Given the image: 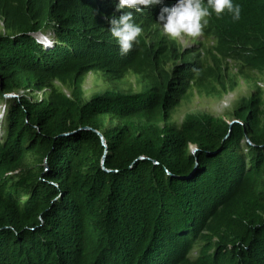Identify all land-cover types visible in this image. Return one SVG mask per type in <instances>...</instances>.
Segmentation results:
<instances>
[{"label": "trees", "instance_id": "1", "mask_svg": "<svg viewBox=\"0 0 264 264\" xmlns=\"http://www.w3.org/2000/svg\"><path fill=\"white\" fill-rule=\"evenodd\" d=\"M118 2L0 0V264H264L260 91L234 102L231 122L208 111L175 121L191 80L224 86L227 72L204 71L199 52L163 35L160 9L177 0L134 12L142 32L121 56L109 31L127 11ZM232 2L240 19L209 9L204 34L238 71L263 68L264 0ZM89 70L112 86L135 74L141 89L86 96Z\"/></svg>", "mask_w": 264, "mask_h": 264}, {"label": "clouds", "instance_id": "2", "mask_svg": "<svg viewBox=\"0 0 264 264\" xmlns=\"http://www.w3.org/2000/svg\"><path fill=\"white\" fill-rule=\"evenodd\" d=\"M160 4H163V0H119V2L116 4L117 10L127 9V11L122 12V14L118 17L113 16L110 20L111 27L109 31L111 35L116 39L119 45V54L121 56H125L130 51H132L134 44L138 43L137 37H139L142 32L141 26L134 22V12L142 13L145 9H149L150 7H155ZM209 9L214 11L218 17H220L221 14H224L225 9H227L226 14L231 16L233 21H238L240 19L242 10L241 5H234L232 0H207L206 5L202 3V0H177V2L172 7H162L160 9L158 15V27L161 29L163 35L173 41L177 51L182 52L188 49L193 54H197V52H199V58L202 61L204 71H213L214 73H216L219 70L221 75L227 72V77L225 78V85H220L223 90H226L228 88L233 87L236 82V77H234V74L228 72L227 59H232L234 61L235 59L230 56H227L225 58L221 57L217 53L216 49L212 47L216 43V39L212 36H206L204 34L203 30L208 23L206 17L210 16L211 14ZM182 34L190 37H198L203 34L205 37H210L211 39L209 40V42L206 43V45H202V49L204 50V52H201L194 45L182 47L179 41L177 40V38L181 37ZM39 35H41V37L37 38L42 44H52V39L48 37V33H42ZM199 41L202 43L200 39ZM208 45L210 49L207 51L206 47ZM213 53L216 54V57H214ZM174 61H176V58L170 60L167 64L166 67L169 70L171 64ZM235 63L238 65L236 61ZM209 65H211V67L208 69L207 67ZM243 69V72L237 71L238 74L241 75L244 79L250 80L252 85L248 88V94L238 96L236 101L240 100V98L249 96L250 93L253 91L259 90L264 102V88L259 84L258 80V74H264V67L258 68L249 66L247 68L244 67ZM193 70L196 71V69ZM130 75H133V79H135V74H127V76ZM230 77L232 78L231 83H229ZM194 82L191 80L190 86L187 88L186 93L179 99V102L174 107V109L180 104L181 100L187 96ZM196 84L206 89L204 94L207 96L221 97L224 95V91H220V89L217 88V85H219V79L216 76L207 77V79L204 80V83ZM198 111L211 112L206 109H191L188 112ZM233 120H235V116L229 121L231 122Z\"/></svg>", "mask_w": 264, "mask_h": 264}, {"label": "rangeland", "instance_id": "3", "mask_svg": "<svg viewBox=\"0 0 264 264\" xmlns=\"http://www.w3.org/2000/svg\"><path fill=\"white\" fill-rule=\"evenodd\" d=\"M3 31V25H2V19L0 18V32ZM42 33H49L48 37L51 39L52 36H54L52 31L47 32H39L36 34L38 38L41 37ZM199 39L202 41V43L199 41ZM211 38L205 37L203 34H201L198 37H190L187 35H181V37L177 38L180 45L182 47L186 46H196L201 52H204L202 49V45H206L207 42H209ZM228 61V72L233 73L234 77H236V82L233 85V87L228 88L226 90H223L220 87V84L217 85V88L220 89V91H224V95L221 97H215V96H207L204 94L205 88L197 85L195 82L193 83L190 91L188 92L187 96L184 97L180 104L173 110L172 112V118L175 121H180L181 118L191 109L198 110V109H206L211 111L214 114H222L227 113L226 119H233L234 116L228 112L234 105V102L236 101L237 97L240 95H246L248 94V88L252 85L250 80L244 79L241 75L238 74V65L235 63L232 59H227ZM258 80L259 84L264 88V74H258ZM56 83L67 93H69L70 88L69 86L64 83L61 80H56ZM114 83V82H113ZM112 81L110 79H107L103 76L101 71H88L85 76L84 80L82 82V88L84 91V94L86 96H90L93 92L102 91L103 89L107 87H130L133 90H139L141 89L140 85L133 79V75L127 76L125 79L118 83H114L115 86H112ZM17 93H21L24 91L22 88L17 90ZM214 92V91H213ZM16 92H9L6 93L5 96L9 95H15ZM37 98L42 97L43 93L42 90H36V92L33 94ZM263 108H264V102H263ZM4 115V100H0V133L3 131L2 127V121ZM1 135V134H0Z\"/></svg>", "mask_w": 264, "mask_h": 264}]
</instances>
